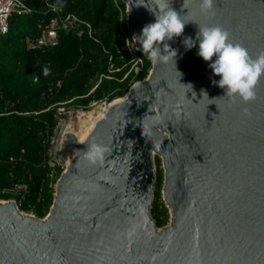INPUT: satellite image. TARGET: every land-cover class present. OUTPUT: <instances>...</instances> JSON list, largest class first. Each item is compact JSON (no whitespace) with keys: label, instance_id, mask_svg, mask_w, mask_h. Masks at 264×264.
Here are the masks:
<instances>
[{"label":"water","instance_id":"95a60500","mask_svg":"<svg viewBox=\"0 0 264 264\" xmlns=\"http://www.w3.org/2000/svg\"><path fill=\"white\" fill-rule=\"evenodd\" d=\"M122 1L132 37L155 22L137 6L148 0ZM171 7L189 21L166 41L175 65H153L85 141L67 135L76 155L46 218L0 200V264H264V76L254 100L229 97L212 83L215 57L206 62L199 42L183 43L199 26L219 25L255 58L264 51V0H214L211 12L200 0ZM91 143L108 148L103 163L79 152ZM156 155L170 212L163 228L151 213Z\"/></svg>","mask_w":264,"mask_h":264},{"label":"trees","instance_id":"16d2710c","mask_svg":"<svg viewBox=\"0 0 264 264\" xmlns=\"http://www.w3.org/2000/svg\"><path fill=\"white\" fill-rule=\"evenodd\" d=\"M60 2L65 13H75L92 25V37L61 32L58 46L30 48V42L40 36L39 25L52 17L49 5L57 0H26L34 12L13 16L9 33L0 40V200L19 202L22 194L2 191L26 184L28 191L19 209L42 219L50 212L56 192V181L49 177V153L59 111L88 109L94 102L110 104L124 97L136 82L145 80L153 67L142 52L135 50L144 59V68L138 75L129 73L133 54L119 37L121 18L127 23V7L122 0L118 2L123 14L115 0ZM126 31L132 40L130 30ZM45 66L51 71L48 76L43 74ZM155 162L157 179L151 213L158 228H163L170 222V213L162 199V160L156 157ZM56 171L60 178L63 167L56 166Z\"/></svg>","mask_w":264,"mask_h":264},{"label":"clouds","instance_id":"9594fccd","mask_svg":"<svg viewBox=\"0 0 264 264\" xmlns=\"http://www.w3.org/2000/svg\"><path fill=\"white\" fill-rule=\"evenodd\" d=\"M214 0H200L202 12H211ZM137 6H144L155 16V22L146 24L140 35L133 36V42L140 45L139 50L153 64H167L171 61L175 65L177 50L170 48L166 41L173 37H179L184 32L186 21L177 11L171 7V0H148L147 4L137 2ZM53 11L61 10L64 5L57 0L56 4L49 5ZM199 42L198 55L204 61H213L209 64L214 75L219 76V81L212 83L225 90L229 97H238L247 103L255 99V88L264 76V51L253 58L248 50L241 44L230 39V33L222 26H199L195 39L185 37L183 43L187 49H191ZM163 44V48L161 47ZM179 73V72H178ZM43 74H51L50 68L45 66ZM179 73V77H180ZM192 91V85H184ZM193 94H196L192 91ZM202 96H207L201 90ZM83 152L84 159L90 164L103 163L106 146L91 143Z\"/></svg>","mask_w":264,"mask_h":264},{"label":"built area","instance_id":"2783aa9c","mask_svg":"<svg viewBox=\"0 0 264 264\" xmlns=\"http://www.w3.org/2000/svg\"><path fill=\"white\" fill-rule=\"evenodd\" d=\"M117 8L123 14L120 8L118 0H115ZM51 9V8H50ZM52 10V9H51ZM34 10L26 3V0H0V40L2 37L7 35L10 30V20L13 16L18 15H29L32 14ZM127 13V8H126ZM40 36L36 41L30 42L29 47L32 49H50L58 46L59 44V34L61 32H74L79 37L88 35L93 36L94 30L92 25L86 20L82 19L75 13H65L62 9L59 11L52 10V17L48 23L39 25ZM128 28L127 23L121 18V23L119 27V37L120 40L125 44L126 50L133 54V59L131 61V68L129 73L138 75L144 68V59L135 54L137 47L131 39L128 37L126 29ZM138 51V50H137ZM112 61V58H111ZM111 69L114 68V64L111 62ZM58 82V86H60ZM53 138L51 139V145L53 146ZM24 152V151H23ZM11 162H15V158H11ZM50 172L49 177L52 182L58 181L56 163L50 158L49 161ZM28 191V186L23 183L16 184L13 188L8 190H3V194H24ZM23 196L22 199L23 200ZM14 201L17 206L21 202Z\"/></svg>","mask_w":264,"mask_h":264},{"label":"rangeland","instance_id":"374dc122","mask_svg":"<svg viewBox=\"0 0 264 264\" xmlns=\"http://www.w3.org/2000/svg\"><path fill=\"white\" fill-rule=\"evenodd\" d=\"M133 44H135V43L133 42ZM105 106H109V103L103 101V102L92 103L88 109H66V108H64V109H61L59 111V116H58L59 125H58V128L56 130L55 136L53 138V146H52L49 154H50V158L56 163V166L63 167V172L68 165L67 164L68 160H70L74 157V153L70 149L65 147V138L63 137V136H65L64 134H65L69 124H71L72 129H74L76 132H78L79 128H80L79 127V119H80L81 115H86L87 113H90V112H99ZM156 157H159V156L156 155L155 159H156ZM162 168H163V164H162ZM156 169H157V166H156ZM56 183L53 184L54 188L56 187ZM162 199H163V197H162ZM18 207H19V204H18ZM24 213L29 214V215H34L35 217H37L32 212L31 213L24 212Z\"/></svg>","mask_w":264,"mask_h":264},{"label":"bare ground","instance_id":"6f19581e","mask_svg":"<svg viewBox=\"0 0 264 264\" xmlns=\"http://www.w3.org/2000/svg\"><path fill=\"white\" fill-rule=\"evenodd\" d=\"M117 100H116V102H117ZM108 110H109V106H105L99 112H90V113H87L86 115H81V117L79 119V127L80 128H79L78 132H76L74 129H72L71 124H69V126H68V128L64 134L65 136H63V137L65 138V147L70 149L74 153V156L76 155V152L68 144L67 135L69 133H73L78 137L80 142L85 141L88 138V136L91 134V132L94 130V128L96 127L98 122L106 117V113ZM73 158L70 160L67 159L68 160L67 164H70L72 162ZM2 202L8 203L5 201H2Z\"/></svg>","mask_w":264,"mask_h":264}]
</instances>
